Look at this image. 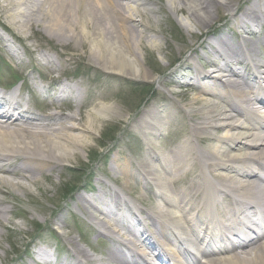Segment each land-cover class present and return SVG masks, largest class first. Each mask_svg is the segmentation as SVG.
<instances>
[{"label":"bare ground","instance_id":"bare-ground-1","mask_svg":"<svg viewBox=\"0 0 264 264\" xmlns=\"http://www.w3.org/2000/svg\"><path fill=\"white\" fill-rule=\"evenodd\" d=\"M167 1L166 9L181 13L184 17L180 25L187 29L188 24L205 28L220 10L231 12L238 27L256 37L254 45L246 51L244 41L236 44L228 33L208 42L214 57L210 55L201 68L187 65V70L194 73L184 84L198 92L188 100L190 127L183 128L182 137L170 138L166 144L155 142L174 118L181 122L182 117L169 104L163 109L150 104L134 122L148 148L144 159L135 168L128 158L120 163L114 158L113 179L108 180L115 187L104 185L106 189L95 200L79 197L90 229L111 242L104 256L88 253L81 245L87 244V238L81 241L79 237L80 244L68 231L62 234L70 251L65 252L60 243L61 253L35 243L28 254L29 264H151V250L152 256L166 264H264V231L255 237L243 234L236 243L227 241L231 231L249 235V223L261 229L264 224V113L257 110L264 109V63L256 58L260 52L257 35L264 26V1L259 9L254 4L241 13L238 6L234 7L235 0ZM149 2L0 0V14L18 33L29 31L27 38L43 29L56 43H77L93 63L107 70L145 77L135 49H140L148 29L139 7ZM147 38L149 44H155L149 35ZM0 41L11 59L21 62L14 46L1 35ZM41 57L51 69L43 75V84L26 74L22 85L0 92V240L4 239L2 230L10 228L2 220L13 215V210L4 206L15 198L12 190L21 191L33 201V189L47 194L54 172L63 174L64 163L76 157L78 149L88 148L87 140L99 115L113 113L112 105L102 102L105 94L84 101L78 86L52 77L60 60L46 53ZM208 65L211 71L205 70ZM178 82L172 75L162 84L169 83L170 94L187 100L188 89ZM174 84L179 89L172 87ZM23 87L37 92L41 115L29 106L31 99L24 97ZM197 101L202 108L195 110ZM154 144L162 148L160 154ZM166 145L169 147L163 150ZM130 177L144 189L157 187L155 201L145 203L129 194L126 187ZM134 203L147 206L150 212L144 210L143 218H139ZM201 238L205 239L199 256L185 250L190 242L201 244ZM3 251L5 257L7 250L0 253ZM0 262L4 263L2 258ZM18 264L25 263L19 260Z\"/></svg>","mask_w":264,"mask_h":264},{"label":"rangeland","instance_id":"rangeland-1","mask_svg":"<svg viewBox=\"0 0 264 264\" xmlns=\"http://www.w3.org/2000/svg\"><path fill=\"white\" fill-rule=\"evenodd\" d=\"M148 1L150 2L143 5L144 8L139 7L144 14V22L148 29L139 45L140 49H135L141 70L146 73L145 77H132L128 71L120 73L107 70L101 64L93 63L77 43L70 42L68 46L56 43L55 39L48 38V32L43 29L27 38L25 36L30 34L29 31L25 34L18 33L17 30L8 26V20L0 14V35L17 49L21 59V62L11 59L0 41V70L3 69V72L10 76L8 80L16 79V77L23 78L27 74L29 78L43 84L41 77L51 71L41 57L43 53H46L60 60V67L51 72L52 77H59L62 81L78 86L84 93V101L94 100L93 98L98 94H105L107 98L102 102L111 104L113 107V113H108L106 116L99 115L96 127L87 140L88 148L78 149L77 156L64 163L63 174L58 176V172H54L53 184L47 185L50 187L47 194L42 195L33 189L36 197V201H33L21 191L12 190L15 198L10 199L11 202L4 206H9L13 210V215H8L6 221L2 220L10 226L2 230L4 239L0 240V250H7L5 257H3L4 251L0 253L3 264H18L19 260L29 264L31 258L27 257V253L34 249L35 243L50 251L56 249V244L60 243L64 245L65 252L70 251L62 234L68 231L77 241L79 237L81 241L84 237L87 238V244L78 242L86 248L88 253L93 256H104L106 254L104 249H108L111 242L90 229L89 217L79 207L81 204L79 197L87 196L95 200L97 194L106 189L104 185L107 188L115 185L107 180L113 179L111 176L114 173L112 170L114 158L116 163L128 158L130 165L135 168L144 159L148 148L142 142L140 132L134 128V122L150 104L155 103L160 109L169 104L171 108L178 110L182 117L181 122L177 119L175 121L174 118L172 125L164 128L161 131L162 135L158 136L155 142L166 144L170 138L182 137L183 128L190 127L188 100L198 92L194 86L184 84L185 79H189L194 73L187 70V65L192 63L191 69L201 68L210 55L214 57L207 47L208 42H212L214 37L228 33L232 35L233 40H236L234 41L236 44H242L244 41L243 47L247 51L256 40L254 35L246 34L238 27L236 16L227 10H220L218 16L205 28L188 24L190 28L187 29L180 25L184 17L181 13H173L166 9L169 4L167 0ZM263 1L235 0L233 2H236L234 7L238 6L241 13L254 4H258L259 9ZM260 30L261 33H258L256 42L260 52L256 58L264 63L263 25ZM148 35L155 41L154 45L147 41ZM172 75L177 77L180 86L188 89L187 100L168 92L170 82L167 85L162 84L164 80H170ZM20 83L21 81L16 86ZM172 87L179 89L176 84ZM28 97L26 94V98ZM32 103L29 106L35 113L41 115L43 112L41 104L35 106ZM194 107L195 110L201 109V101H197ZM71 110L75 111V108ZM214 134L220 135L217 132ZM111 136L114 139L110 142L112 144L108 143V138ZM103 142L104 146H102ZM108 145V149H103ZM153 147L155 150L159 149L157 150L159 154L162 152V148L155 144ZM168 147V145L164 146L163 150ZM94 153L96 155L93 156ZM95 156L99 158L92 162ZM122 176H120L121 179ZM126 191L135 197H140L145 203L155 201L152 187L147 186V189H144L134 177L129 178ZM143 208L146 207L143 206ZM16 213L20 215H15Z\"/></svg>","mask_w":264,"mask_h":264},{"label":"trees","instance_id":"trees-1","mask_svg":"<svg viewBox=\"0 0 264 264\" xmlns=\"http://www.w3.org/2000/svg\"><path fill=\"white\" fill-rule=\"evenodd\" d=\"M109 139H112V137H110ZM71 186V185H70ZM72 187V186H71Z\"/></svg>","mask_w":264,"mask_h":264}]
</instances>
